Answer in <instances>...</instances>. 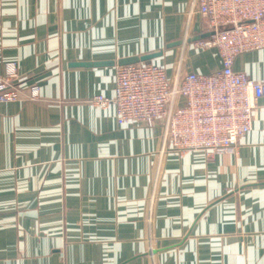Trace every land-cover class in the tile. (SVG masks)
Instances as JSON below:
<instances>
[{
	"label": "crops",
	"instance_id": "obj_1",
	"mask_svg": "<svg viewBox=\"0 0 264 264\" xmlns=\"http://www.w3.org/2000/svg\"><path fill=\"white\" fill-rule=\"evenodd\" d=\"M194 0H0V76L38 101L0 104V264H264V97L237 154L163 153L160 125H119V59L222 67ZM114 61V65L74 66ZM236 71L264 81V47Z\"/></svg>",
	"mask_w": 264,
	"mask_h": 264
},
{
	"label": "built area",
	"instance_id": "obj_2",
	"mask_svg": "<svg viewBox=\"0 0 264 264\" xmlns=\"http://www.w3.org/2000/svg\"><path fill=\"white\" fill-rule=\"evenodd\" d=\"M195 3L211 30L201 45L218 49L221 69L169 77L164 66L152 62L117 65L113 95H95L90 102L101 108L113 105L119 125H160L163 153L203 151L208 158L237 154L264 97V81L236 71L234 63L240 54L264 47V0ZM23 86L16 63L5 62L0 104L40 100L38 85H30L26 93Z\"/></svg>",
	"mask_w": 264,
	"mask_h": 264
},
{
	"label": "water",
	"instance_id": "obj_3",
	"mask_svg": "<svg viewBox=\"0 0 264 264\" xmlns=\"http://www.w3.org/2000/svg\"><path fill=\"white\" fill-rule=\"evenodd\" d=\"M154 56H156V53L142 55V56L135 55V56H130V57H124L122 59H119L117 64L119 66H122V65H129V64H135V63H140V62H149ZM114 64H115L114 61L77 62V63H74V66L90 67V66L114 65Z\"/></svg>",
	"mask_w": 264,
	"mask_h": 264
}]
</instances>
